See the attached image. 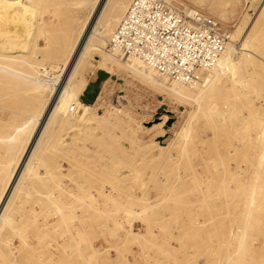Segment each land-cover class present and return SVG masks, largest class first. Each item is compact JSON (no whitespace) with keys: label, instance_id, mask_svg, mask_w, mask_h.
<instances>
[{"label":"rangeland","instance_id":"374dc122","mask_svg":"<svg viewBox=\"0 0 264 264\" xmlns=\"http://www.w3.org/2000/svg\"><path fill=\"white\" fill-rule=\"evenodd\" d=\"M35 1L41 22L0 19V30L31 32L24 47L16 36L0 38V195L48 94L15 73L60 79L70 46L63 31L74 28V13L79 22L87 13L74 9L78 0ZM166 1L214 16L229 45L239 48L253 25L258 42L236 74L196 102L174 93L170 78L157 83L125 68L131 57L108 60L106 40L79 81L86 86L97 70L113 79L81 110L84 121L69 115L44 132L34 173L22 178L0 228V264H264V0Z\"/></svg>","mask_w":264,"mask_h":264},{"label":"bare ground","instance_id":"6f19581e","mask_svg":"<svg viewBox=\"0 0 264 264\" xmlns=\"http://www.w3.org/2000/svg\"><path fill=\"white\" fill-rule=\"evenodd\" d=\"M36 3H37V1H35V0H0V19L1 20L2 19L12 20V21L26 20V22L27 23L29 22V24L41 22L42 20L40 21V18L38 17L41 14L39 12H37L38 11L37 10V4L38 3L37 4ZM64 3H65V1H64ZM114 3H115V0H78V2L76 4L74 2V4L77 5L76 7H74V9H77L78 12L86 9L87 13L84 16H81V17L78 16L79 20L81 19V22H79L78 18L76 17L77 13H76V15L74 13V17H75L74 28L73 29L72 28L67 29L69 26H66L67 28L65 31H63L64 32L63 36L60 34L62 36L61 40L70 41L69 42L70 46L68 48V51L66 52V54L64 55V58H63L64 64H63V70H62V75L60 76L61 77L60 79L46 81V80H40L34 76H29L25 73L24 74L20 73V72L15 73V75L18 77H24L26 79V81H28L31 84V86L34 87V89L35 88L39 89V91L41 93H45V94L48 93V94L45 97V101H44L42 108L40 107L41 108L40 111L33 118L34 120H33L32 125L30 124L31 130L25 129V128L29 127V126L27 127V125L24 128L20 127V126L18 128V130L20 129V130H22V132L24 129H25V131L27 130L30 132H28L29 133L28 140H27L25 148L23 149V152L21 153V157L19 160H17L15 162V164H13L14 166L12 167V170L10 169L11 172L9 174V178H8L7 182L5 183V187H4V189L0 195V228H1V226L3 227V224L4 223L6 224V222H7L8 218H6V216H7L6 211L8 209V206L10 205L12 197H14V195L16 194V191L18 190V185L22 181V178L28 177V176H26V174L32 175L34 173V166H33L34 164L32 162L30 163V160L34 158V156H33L34 151H35L34 149L36 147H43L42 138L44 136L43 134L46 131V129L54 121H57L60 118H65L69 115L72 118L76 119L77 121H84L85 120V117H86L85 115H87V114L81 113V110H85V112H86L90 109L91 105H85L79 99V95L81 94V92L85 88V85L79 81V73H80L81 69L83 68L85 62L89 58V56L95 51H102L104 45H106L105 43L107 40L106 49H107V51H109L110 54L104 53V55H105V57H107L108 60H111L112 58H116V57H120V56H121L120 59L123 60L122 57H126L123 54H121L119 51L108 49V42H109V39L113 33L112 31H114L113 28L116 25V17L118 18L120 13H123V10L126 8V6L128 5L129 2H128V0H121L120 5H118L119 3L118 4L116 3L118 6L114 5ZM77 10H75V11H77ZM189 11L190 10H187V12H189ZM110 13H112V15L114 14L113 15L114 20H110V21L105 22V20H104L105 17ZM72 17H73V14H72ZM68 23H67V25H68ZM98 23H100V24L102 23V25L103 24L104 25L101 26V28L100 27L98 28ZM255 23H257V22H255ZM18 25H20V24H18ZM36 25H35V27H37ZM22 26H16L14 28H12L13 26H11V28H9V29L0 30V38L3 36H5L7 38L9 37V39H8V41H9L11 36L12 37L16 36L14 38H19V40L21 39V43L24 47L25 44H23V39H24L23 37L25 34L29 35L31 32L26 33V29H24L25 27H22ZM70 27H72V25ZM57 29H58V26H57ZM258 34L259 33L256 31V26L254 27V25H253L248 31H246V35L243 38L239 48H237V46H235V45H229V43L231 42V34H230V41L228 42L224 52L222 53V55L220 56V58L218 59L216 64L214 66H212L211 68H209L208 70L204 71L202 78L200 80L193 81L190 83H185V82H179V81L172 79L173 85H174L173 86V92L176 93L177 95L181 96V97H185L191 101L198 102V98L199 97L201 98V95H205L207 92L209 93V90H211L218 83L220 78L226 76L229 73L230 74H236L237 73V70L240 67V65L244 64L246 62V59L249 58L250 53L253 50V47L257 44L258 37H259ZM60 35H59V37H60ZM27 36H26V38H27ZM36 40L34 39V41H36ZM59 40H60V38H59ZM24 41H25V39H24ZM7 43H10V42H7ZM32 44H33V41H32ZM58 44H59V42H58ZM10 45H11V43H10ZM15 46L17 47V44ZM35 47H36V45H34L33 48H35ZM12 48H14V46ZM59 53H58V55H59ZM131 58H133L131 63L130 62L129 63L122 62V63H124L123 66L125 68L126 67L127 68H134V69H136V71L138 73L142 74L144 77L149 78V79H151L157 83H163L164 81H167L169 79V77L166 75L162 77L163 74L160 77V72H158L156 69L149 66L147 63L143 62L142 60H140L136 57H131ZM117 59H119V58H117ZM128 59H130V57ZM45 71H46V68H45ZM52 98L54 99V101L51 103ZM199 107H200V103H199ZM115 108H116V111H119V112L121 111L120 106L116 105ZM195 113H196V111H195ZM193 116H194V114H193ZM193 116H192V118H194ZM42 118H43V122H41ZM190 123H191V121H190ZM38 126H39L38 131L40 130L41 133L39 131V138H37V140L35 141V144H34L33 137L37 131ZM187 128H189V126ZM187 133H186V135H187ZM258 138L261 139V147L264 149V128L262 130V133L260 135H258ZM160 142L162 145H164L163 147H166L165 146L166 143H163L162 141H160ZM30 143H31V147H32V144H34L33 148H32L33 151L31 153H29L30 149L28 150ZM26 151H27V153H26ZM262 152L263 151H261V153ZM262 158L264 161V154H263ZM11 164H12V162H11ZM261 166H262V168L264 167L263 165H261ZM262 168L260 167L261 170H263ZM258 171L261 172L260 170H258ZM263 173H264V170H263ZM255 174L252 176L255 177ZM259 175H260V173H259ZM257 176L258 175L256 174V177ZM255 181H256V179H255ZM259 181H260V179H259ZM252 182H253V180H252ZM254 185H255V183H254ZM253 190H254V188H253ZM255 193H257V191ZM253 195H254V193L251 195V198ZM248 198H250V197H248ZM248 198H247V200H248ZM251 198L248 201L249 202L248 204H250L249 207L252 206L253 203H255V201H256L255 198H252V199ZM254 199H255V201H254ZM250 202L252 203V205ZM256 203H257V201H256ZM263 204L261 205V206H263L262 208H264ZM247 206L248 205H246V208H249ZM259 207H260V205H258V208ZM258 208L256 206L255 209L258 210ZM251 211L253 214V210H251ZM95 213H97V211ZM248 216H250V215H248ZM254 218H255V216L253 217V219ZM246 222H248V221L246 220ZM249 222H250V220H249ZM254 222H256V221H254ZM252 226H254V225H252ZM250 229H251V227H250ZM250 229H248L247 225H246V239H247V235L252 232ZM259 233L260 234L262 233V235L264 237V231L261 232V230H260ZM263 240H264V238H263ZM262 245H264V241H263ZM247 250H249V249H246V254H248L249 257L254 256V253H252V255H251V252L247 251Z\"/></svg>","mask_w":264,"mask_h":264},{"label":"built area","instance_id":"2783aa9c","mask_svg":"<svg viewBox=\"0 0 264 264\" xmlns=\"http://www.w3.org/2000/svg\"><path fill=\"white\" fill-rule=\"evenodd\" d=\"M230 34L197 9L187 12L166 0H132L113 31L108 49L136 57L163 75L190 83L216 64Z\"/></svg>","mask_w":264,"mask_h":264},{"label":"crops","instance_id":"0c3cea01","mask_svg":"<svg viewBox=\"0 0 264 264\" xmlns=\"http://www.w3.org/2000/svg\"><path fill=\"white\" fill-rule=\"evenodd\" d=\"M111 79H113V74L107 70L92 71L87 85L79 95L80 101L85 105L96 104L102 85L105 82L111 81Z\"/></svg>","mask_w":264,"mask_h":264}]
</instances>
